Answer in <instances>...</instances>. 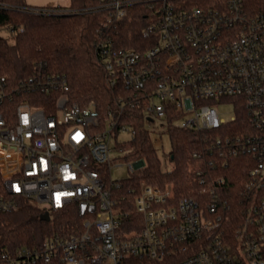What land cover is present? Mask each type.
<instances>
[{
	"label": "built area",
	"instance_id": "1",
	"mask_svg": "<svg viewBox=\"0 0 264 264\" xmlns=\"http://www.w3.org/2000/svg\"><path fill=\"white\" fill-rule=\"evenodd\" d=\"M66 12L99 14L94 52L112 98L103 110L71 101L68 77L46 61L19 82L0 70V211L30 200L51 219L76 215L38 245H0V264H264V0H95ZM137 13L141 38L123 46L120 23ZM221 104L232 105L230 119ZM241 111L246 126L234 130ZM156 120L201 132L195 195L143 181L118 193L111 139L122 148L121 134L134 142L136 124L151 134ZM236 156L248 179L227 232Z\"/></svg>",
	"mask_w": 264,
	"mask_h": 264
},
{
	"label": "trees",
	"instance_id": "2",
	"mask_svg": "<svg viewBox=\"0 0 264 264\" xmlns=\"http://www.w3.org/2000/svg\"><path fill=\"white\" fill-rule=\"evenodd\" d=\"M95 0H71L68 7L53 5L51 9L37 12L27 7L24 0H0V70L13 82L28 77L38 61H46L49 68L65 74L69 80L67 91L71 101L87 105L95 101L103 110L111 101V91L105 82V74L95 52L94 41L99 30V14L66 12V9L81 7ZM144 15L133 14L132 18L120 24L121 45L136 46L145 24ZM54 99L56 93L44 94ZM244 111L231 123L232 129L242 128ZM137 138L133 142V156L143 158L146 165L133 176L120 179L118 193L133 192L140 182L163 185L170 182L177 198L195 195L201 187L196 169L200 159L194 156L196 150H203L201 132L186 128H169L171 152L169 161L172 168L166 169L157 154L151 134L143 132L136 124ZM244 156L231 160L226 171L229 178L228 197L232 209L224 221L227 232H232L240 222L238 204L240 192L248 179V165ZM203 165V164H202ZM224 167V166H222ZM4 180L0 172V195L5 193ZM42 210L30 200H23L15 211H0V245L14 251L20 246L38 245L46 235L68 228L76 220L71 211H63L51 220L41 219Z\"/></svg>",
	"mask_w": 264,
	"mask_h": 264
},
{
	"label": "rangeland",
	"instance_id": "3",
	"mask_svg": "<svg viewBox=\"0 0 264 264\" xmlns=\"http://www.w3.org/2000/svg\"><path fill=\"white\" fill-rule=\"evenodd\" d=\"M27 4V7L30 8H42V7H49L53 5H61L64 7H68L71 4V0H24ZM3 35H7L8 33L3 30L0 32ZM219 113L221 117L226 119H230L233 114L234 110L232 105L229 104H221L218 106ZM156 126L155 131L151 129V136L154 139V143L157 148V154L160 157L161 163L165 166L166 169H171L173 164L169 161V154L171 152V140L170 134L168 130L161 126L160 120L155 121ZM130 135L128 133H123L120 135L119 140H124L123 147L118 148L117 139H111V158H112V166L110 170V174L114 180H120L124 178H128L133 176V172L129 167V164L134 163L137 157L133 156V142H131ZM128 140V141H127ZM140 171V170H139ZM138 171V172H139ZM144 182V181H143ZM40 206V204H38Z\"/></svg>",
	"mask_w": 264,
	"mask_h": 264
},
{
	"label": "water",
	"instance_id": "4",
	"mask_svg": "<svg viewBox=\"0 0 264 264\" xmlns=\"http://www.w3.org/2000/svg\"><path fill=\"white\" fill-rule=\"evenodd\" d=\"M41 219L46 220V221L51 220V216H50L49 212H45V213L41 214Z\"/></svg>",
	"mask_w": 264,
	"mask_h": 264
}]
</instances>
